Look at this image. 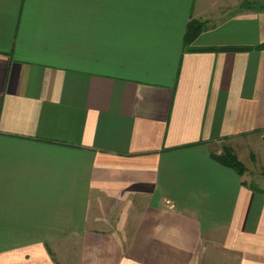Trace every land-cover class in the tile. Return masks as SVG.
<instances>
[{
  "label": "crops",
  "instance_id": "crops-1",
  "mask_svg": "<svg viewBox=\"0 0 264 264\" xmlns=\"http://www.w3.org/2000/svg\"><path fill=\"white\" fill-rule=\"evenodd\" d=\"M263 44L261 0H0V264H264Z\"/></svg>",
  "mask_w": 264,
  "mask_h": 264
},
{
  "label": "trees",
  "instance_id": "trees-1",
  "mask_svg": "<svg viewBox=\"0 0 264 264\" xmlns=\"http://www.w3.org/2000/svg\"><path fill=\"white\" fill-rule=\"evenodd\" d=\"M205 29V24L197 21H192L188 26V31L185 38L186 50L188 51H247L251 47L244 46H225V47H208V48H193L190 45L195 41L197 36ZM258 48H264V44ZM213 158L221 164L233 168L240 175H244L247 172V168L244 163L239 159V156L233 148L225 146L220 154L213 153Z\"/></svg>",
  "mask_w": 264,
  "mask_h": 264
},
{
  "label": "rangeland",
  "instance_id": "rangeland-1",
  "mask_svg": "<svg viewBox=\"0 0 264 264\" xmlns=\"http://www.w3.org/2000/svg\"><path fill=\"white\" fill-rule=\"evenodd\" d=\"M262 1V3H264V0H261ZM250 1H248V3H249ZM250 142V141H249ZM225 146H229V147H231V148H233V147H235L234 145H232V144H229V143H224L223 145L222 144H220V149H223ZM238 146V148L236 149V147H235V149L237 150V152L240 154V156L242 157V155L244 156V157H246V159H248V158H250L251 159V157H252V159H253V161L254 162H256V158H255V156H257L258 155V150H260V151H263V148H264V146L263 145H260L259 146V144H256V145H250V144H248V145H245V144H243L242 143V145H237ZM254 149H255V151H254ZM235 151V150H234ZM236 152V151H235ZM255 154H257V155H255ZM238 155V154H237ZM263 161L262 160H260V163L259 164H257V163H255L254 165L253 164H251V167H252V169H251V171H252V173H254V174H256L257 173V171L258 170H262V173L264 174V163H262ZM258 174V173H257Z\"/></svg>",
  "mask_w": 264,
  "mask_h": 264
}]
</instances>
